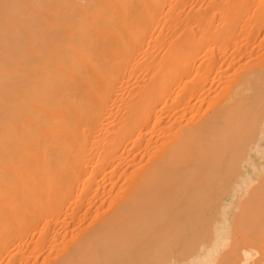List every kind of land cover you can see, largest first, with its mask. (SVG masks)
Here are the masks:
<instances>
[{
    "label": "bare ground",
    "instance_id": "bare-ground-1",
    "mask_svg": "<svg viewBox=\"0 0 264 264\" xmlns=\"http://www.w3.org/2000/svg\"><path fill=\"white\" fill-rule=\"evenodd\" d=\"M246 55L264 0H0V264L264 261Z\"/></svg>",
    "mask_w": 264,
    "mask_h": 264
},
{
    "label": "rangeland",
    "instance_id": "rangeland-1",
    "mask_svg": "<svg viewBox=\"0 0 264 264\" xmlns=\"http://www.w3.org/2000/svg\"><path fill=\"white\" fill-rule=\"evenodd\" d=\"M255 48L257 49L258 47H254V49H255ZM262 48H263V47H262ZM262 48H261V49H262ZM254 49H253V50H254ZM256 49H255V51H256ZM261 49H260V50H261ZM255 51H253L252 54L255 55ZM257 52H258V54H259L258 56H260V52H261V51H259V49H258ZM254 55H250V56L252 57V56H254ZM256 55H257V54H256ZM246 56H247V57H246ZM246 56H244V57H246V58L243 59V60H246V59L248 58V55H246ZM252 58H254V57H252ZM255 58H257V57L255 56ZM258 58H259V57H258ZM258 58H257V59H258ZM260 58H261V59H260V60L258 59V62L261 61V63H262V61H263L264 59H263V57H260ZM248 59L252 60L251 58H248ZM248 59H247V60H248ZM257 59H254V60H257ZM247 60H246V62H247ZM250 60H249L248 62H249L250 64H251V63L253 64L254 60H252V62H251ZM254 63H255V62H254ZM263 84H264V83H263ZM263 84H258V85H257V83H253V84H252V86H253V92H254V95L256 94V96L251 97L252 99L249 98L248 102L250 101V102H249L250 104H252V102H253V107H255V109H257L256 106H257L258 108H259V106H260V108H261V106H262V105H261V104H262L261 102H263V104H264V101H263V100H264V88L262 87ZM260 85H261V86H260ZM255 87H257V88H255ZM261 87H262L263 91H262ZM254 88H255V90H254ZM259 88H260V90H261L262 92H260V94L258 95V93H259V91H260ZM257 89H258V90H257ZM255 91H256V92H255ZM249 92H252V90L249 91ZM257 96L259 97V99H258ZM256 97H257L258 100L256 99L257 102H256V104H255V102H254L253 100H255ZM262 97H263V99H262ZM261 99H262V100H261ZM260 101H261V102H260ZM260 103H261V104H260ZM259 104H260V105H259ZM258 105H259V106H258ZM250 106H251V105H249V109L252 107V106H251V107H250ZM253 107H252V111H254ZM263 107H264V106H263ZM262 111H263V112H262ZM255 112H256V111H255ZM257 112H258V111H257ZM259 112H260V114L262 115V113H264V110H262V109L260 110V109H259ZM261 112H262V113H261ZM263 116H264V114H263ZM263 118H264V117H263ZM254 156H255V155H252V159H253L254 163L256 164V167H257L256 170H255V171H251V168L248 167V169L250 170L249 172H250L251 176L253 177V180L251 181L252 184L255 183V182L257 181L258 176H259V173H260V169L262 168V165L264 166V156H262V157H259V156H255V157H254ZM259 158H260V159H259ZM262 159H263V160H262ZM259 160H261V161H259ZM234 179H236V178L233 177V178H231L229 181H226V182L224 183L225 186H226V189H225L226 191H225V190L222 191V193H224V194H222L221 192H220L221 194L219 193V194H220V197L223 198V200L221 199L222 201H220V202H221L220 204H222V205H226L227 202H228L229 200L232 201V204H231L229 207H227V212H228V215H229L230 217H232V215L234 214V211H236V210L238 209V205H239L240 201L242 200V197H244V193L241 192V191H243L242 189H238V190H236L235 192L233 191V186H234V183H235ZM254 179H256V180H254ZM231 180L234 181V182H232ZM230 182H231V183H230ZM228 186H232V187H229V189H228ZM227 189H228V192H227ZM239 190H240L241 195H239L240 193L237 192V191H239ZM227 193H228V194H227ZM235 193L237 194L236 196L239 195V197H235ZM234 200H235V201H234ZM233 201H234V202H233ZM233 203H234V204H233ZM237 203H238V205H237V207H236L235 204H237ZM201 207H202V206H201ZM203 207H204V206H203ZM234 207H235V208H234ZM235 209H236V210H235ZM231 210H234V211L232 212ZM240 237H241V235H240ZM242 241H243V240L240 239V241H239V243H241L240 246H239V243H238V247H239V248H238V251H237V256H236L235 258H236V260L239 259V255H238V254H239V253H240V254L242 253V254L240 255V257H241L240 259H241V260H240V261L237 260V262H240V264H245V263L242 262V258L244 257V256H243L244 253H243V249H241V248H242V246H246L247 244H246L245 242H242ZM168 246H170V245H165L163 248H161V250L164 251V252H162V254L164 253V255H162V256H165V257H166V256L168 255V253H169V255L167 256L166 259H168V257H169V259H171L170 262H173V259H182V257H180V255L177 256V253H178V254H184V256L181 255V256L184 257L183 260L186 259V258L188 257V253H189L188 250H186L187 253H186V252L182 253V252H180L179 250H176V251H174V252H173V251H169V252H167L166 250H163L165 247L169 249ZM168 249H167V250H168ZM224 249H225V247L222 248L221 250L223 251ZM240 249H241V250H240ZM221 250L219 251V253H218L217 255H215V260H217V259H216L217 256H218V258H219L220 255H221L220 258L223 260L224 257L222 258V255H223V254L220 253V252H222ZM170 252H171V253L173 252V255H172ZM175 252H177V253H175ZM159 253H160V251H159L157 254H159ZM165 253H166L167 255H166ZM160 254H161V253H160ZM175 254H176V255H175ZM185 254H186V255H185ZM219 254H220V255H219ZM259 255H260V253L255 254V256H256L257 258L259 257ZM173 256L176 257V258H174ZM165 257H164L163 261L161 260L163 264H165V263L167 264V262L169 261V260H166V261H165ZM220 258H219V260H221ZM253 258H255V257H253ZM222 260H221V261H218V262H219L218 264H220V263H222V264H227L226 261H222ZM251 260H252V264H262V262H263V264H264V261H262V260L260 261L261 263H259V261L256 262V260H257L256 258H255V259H251ZM251 260H250V262L248 261L247 264H250V263H251ZM164 261H165V263H164ZM168 264H169V263H168ZM214 264H215V263H214ZM216 264H217V262H216ZM236 264H238V263H236Z\"/></svg>",
    "mask_w": 264,
    "mask_h": 264
}]
</instances>
